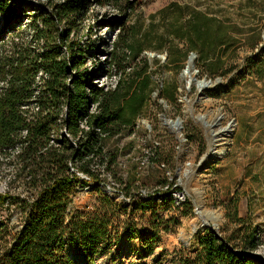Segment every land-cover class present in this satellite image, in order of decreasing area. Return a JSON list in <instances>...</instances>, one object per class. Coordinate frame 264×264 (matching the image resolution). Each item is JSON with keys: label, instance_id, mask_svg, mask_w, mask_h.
<instances>
[{"label": "trees", "instance_id": "16d2710c", "mask_svg": "<svg viewBox=\"0 0 264 264\" xmlns=\"http://www.w3.org/2000/svg\"><path fill=\"white\" fill-rule=\"evenodd\" d=\"M18 3L0 0V31L9 26ZM27 7L36 13L31 40L14 43L9 54L0 56V152L15 154L29 172L35 195L21 200L0 194V264H93L94 258L106 254L115 242L111 228L117 208L104 196L102 207L72 215L68 203L78 184L80 188L89 185L84 189L102 186L103 174L115 159V154L105 151L106 141L132 131L151 84L142 52H161L167 47L169 66H181L193 53L202 74L227 78L237 68V64L225 62L233 26L190 6L171 4L158 12L162 21H169L171 8L177 13L165 33L158 34L153 21L147 31L134 21L122 40L120 33L139 7L138 0H48L46 5L37 1ZM92 7L115 12L98 25L119 30L106 63L119 67L122 54L128 67H137L124 86L120 77L112 88L94 84L96 76L85 64L86 52L94 50L95 44L89 37L84 41L69 38ZM175 40L185 48L174 46ZM247 57L248 69L263 80L264 46ZM96 161L98 166L93 168ZM162 187L181 192L166 179ZM102 191L107 193L104 187ZM156 199H165V194L158 193L137 210H145ZM21 204V228L11 232L2 211L8 205ZM224 216L231 226L224 235L205 230L198 249L194 253L179 251L173 263L264 264L252 255L261 245L257 227L238 215L235 202L226 207ZM160 222L165 224L160 230L157 224L150 226L154 235L170 229L168 220Z\"/></svg>", "mask_w": 264, "mask_h": 264}, {"label": "rangeland", "instance_id": "374dc122", "mask_svg": "<svg viewBox=\"0 0 264 264\" xmlns=\"http://www.w3.org/2000/svg\"><path fill=\"white\" fill-rule=\"evenodd\" d=\"M17 1L9 26L0 31V39H4L0 40V56L9 54L14 43L31 40V24L36 22V13L27 4L39 1L46 5L48 0ZM138 1L139 7L120 33L122 40L127 38L128 26L134 21L140 23L142 31L149 30L153 21L158 34H163L177 13L171 8L169 21H162L158 12L171 4L190 6L233 26L225 62L237 64V68L227 78H209L200 72L194 60L197 84L211 81L203 91H198V85H186L188 57L181 66H169L167 47L161 52H142L141 57L147 59L149 66L151 84L132 131L106 141L105 151L115 154V159L110 170L103 174L102 186L84 189L89 185L81 184L80 188L78 184L68 203L72 215L102 207L104 196H109L112 208H117L111 228L115 242L106 254L95 257L93 264H174L173 258L179 251L194 253L198 249L200 236L187 241L195 205L215 213L217 222L213 230L224 235L231 228L224 216L230 202L236 203L240 217L257 227L261 245L252 255L264 261V79L259 80L247 65V56L259 53L264 46V0ZM114 14L108 8L92 7L80 28L69 34L70 39L82 41L89 37L95 44L94 50L86 52L85 68L96 76L94 84L111 88L119 77L124 86L137 68L128 67V61H122V54L119 67L106 63L119 30L98 23ZM37 44L39 50L41 41ZM173 45L185 48L178 40ZM215 79L219 82L214 85ZM197 96L199 100L195 102ZM176 119L180 120L179 127L173 124ZM228 124L229 128L223 131ZM209 149L217 159L196 175L194 170ZM95 164L98 166L97 161L93 168ZM22 166L15 154L4 156L0 152V194L21 200L34 197L28 170ZM165 179L173 187L181 188V192L162 187ZM103 187L113 192L104 193ZM158 193L165 194V199H156L145 210H137ZM22 207V204L8 205L2 211L11 232L21 228ZM161 219L170 222V229L154 235L150 226L157 224L160 230L165 225ZM85 261L90 263L86 258Z\"/></svg>", "mask_w": 264, "mask_h": 264}, {"label": "bare ground", "instance_id": "6f19581e", "mask_svg": "<svg viewBox=\"0 0 264 264\" xmlns=\"http://www.w3.org/2000/svg\"><path fill=\"white\" fill-rule=\"evenodd\" d=\"M185 79H186V85L191 86V85H198L197 90L198 91H203L204 86L207 84L205 82H200L197 84L196 80L194 79V71L192 69H188L185 73ZM204 83V85H203ZM210 86H208L209 88ZM200 119V118H199ZM203 120V119H201ZM176 127H179L180 125L177 124L175 125ZM110 194V193H109ZM217 222V217L214 212L208 211L203 209V207L199 205H195L194 207V219L189 222L188 226L190 228V235L187 238V241L189 242L190 240H193L194 238L202 235L205 230H209V228L214 229L216 226ZM182 241H184L183 238H181Z\"/></svg>", "mask_w": 264, "mask_h": 264}, {"label": "water", "instance_id": "95a60500", "mask_svg": "<svg viewBox=\"0 0 264 264\" xmlns=\"http://www.w3.org/2000/svg\"><path fill=\"white\" fill-rule=\"evenodd\" d=\"M152 57H154V55H151ZM196 59V55L191 53L188 58H187V66H186V71H188L189 67L190 69L194 70V60ZM206 84H210L211 81H203ZM219 82V79H215L214 81V85L217 84ZM199 100V96L196 97L195 102H197ZM200 119H204L203 116H199ZM174 125L180 124V120L176 119L173 123ZM230 124L227 125V127L225 129H223V131L227 130L229 128ZM216 157L214 156V153L212 152L211 149H209L206 153V155L204 156V158L202 159V161L200 162V164H198L194 170V173L200 174L202 171H204L205 169H207L214 161H216ZM104 191L107 193H112L113 191L109 188H105L104 187ZM209 230L211 232H214V230L212 228H209ZM188 245V244H187ZM186 246V245H185Z\"/></svg>", "mask_w": 264, "mask_h": 264}, {"label": "built area", "instance_id": "2783aa9c", "mask_svg": "<svg viewBox=\"0 0 264 264\" xmlns=\"http://www.w3.org/2000/svg\"><path fill=\"white\" fill-rule=\"evenodd\" d=\"M191 54V53H190ZM79 175V174H78ZM82 177V176H81ZM84 178V177H83Z\"/></svg>", "mask_w": 264, "mask_h": 264}]
</instances>
